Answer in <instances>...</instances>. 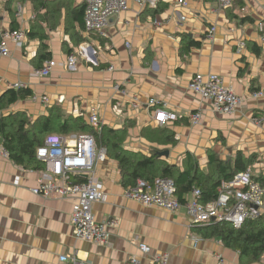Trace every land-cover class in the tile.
Listing matches in <instances>:
<instances>
[{
	"label": "crops",
	"instance_id": "obj_1",
	"mask_svg": "<svg viewBox=\"0 0 264 264\" xmlns=\"http://www.w3.org/2000/svg\"><path fill=\"white\" fill-rule=\"evenodd\" d=\"M48 1H52L50 8L60 5L56 20L48 15L49 9L36 8L33 0H14L11 13L0 0V32L39 29L56 64L51 74L39 77L35 74L42 67L37 59L39 38L29 39L26 34L22 46L8 41L10 54L0 57V96L16 83L26 86L31 96L9 106L4 115L25 112L35 120L55 107L67 117H82L94 133L125 128L124 150L155 156L156 169L167 166L183 172L192 166L204 175L211 172L209 154L222 162H234L240 154L252 160L247 169L253 178L264 175V122L257 127L253 121L264 119V5L260 0H235L223 13L214 12L215 4L209 0H185V7L179 0H160L155 8L132 1L127 12L109 20L105 36L85 32L83 20L80 26L65 13L64 5L69 3L71 11L77 12L83 0ZM212 28L215 32L209 40ZM239 43L245 45L240 53ZM81 46L97 52L99 66L76 55V70L68 71L67 57ZM209 73L242 98L233 115L214 113L208 102L189 90L195 74ZM253 91L262 97L250 98ZM32 96L46 97L48 102L42 104ZM132 98L139 102L138 109L129 106ZM150 99L160 101L179 120L164 127L154 124L147 107ZM197 111L202 119L192 126L187 115ZM92 114L101 123L98 130L88 122ZM166 134L174 135V142H167ZM58 135L72 140L79 134ZM97 176L107 199L94 205V219L117 222L109 229L105 246L74 237L70 216L76 197L34 195L36 170L0 158V264H66L60 262L61 256L89 264H132L130 258L137 256L140 264H148V258L139 255L138 242L149 246L152 254H166L169 264H264V255L255 262L242 261L237 251L218 239L204 238L197 227H190L184 207L170 213L125 199L127 188L116 161L107 158ZM228 182L217 189V195ZM190 194L182 200H189Z\"/></svg>",
	"mask_w": 264,
	"mask_h": 264
},
{
	"label": "built area",
	"instance_id": "obj_2",
	"mask_svg": "<svg viewBox=\"0 0 264 264\" xmlns=\"http://www.w3.org/2000/svg\"><path fill=\"white\" fill-rule=\"evenodd\" d=\"M135 2L141 7L155 8L160 0H83L84 17L83 26L87 33H96L105 36V29L109 20L119 14L127 12L130 2ZM203 1V0H199ZM215 4L214 12L223 13L233 7L235 0H209ZM264 5V0H260ZM180 6H186L185 0H179ZM21 9L18 11L20 16ZM261 30V27H260ZM215 28L209 31L208 39H213ZM24 30L0 32V57H8L10 52L8 41L16 46H22L26 41ZM129 48V45H126ZM245 48L244 43L237 45L238 53ZM93 67H98L97 52L89 46H81L76 54L69 55L65 63L68 71L76 70L77 57ZM56 66L52 60H47L42 67L35 70L39 77H47ZM112 66L109 68L111 71ZM189 90L209 103L211 110L219 115L231 116L241 105L242 98L237 96L232 88L224 86L223 80L212 73L195 74L188 85ZM10 90H23L26 86L20 83L9 86ZM122 93V91H121ZM262 97L259 91L250 93V98ZM32 100H40L42 104L48 102L46 97L32 96ZM136 98L131 99L130 107L139 108ZM147 107L150 109L152 122L157 126H168L179 120L175 112L166 111L160 101L150 99ZM202 112L187 115L189 124H200ZM255 125H263L264 119H253ZM88 122L90 125L100 128V121L96 114H92ZM0 158H10L7 148L0 143ZM36 158L42 164V168L36 170L38 180L31 189L34 195L43 198H68L76 197L77 203L70 216L73 235L77 240L105 246L109 240V229L116 227L115 220L97 222L93 216V208L96 203L105 202L107 195L103 192V186L98 179L97 171L101 164L107 160V151L99 147L93 135L79 134L72 140H68L58 134H47L43 145L36 150ZM189 200L181 202L176 197L174 182L167 178H158L154 182L142 179L132 188L123 191V197L133 200L149 208L175 213L180 208L186 209L191 221L190 227L208 226L216 223L227 222L238 229L248 221H255L264 216V187L253 180L251 169L238 173L218 191V198L214 204L202 203V193L199 189L191 191ZM139 255L148 258V264H169L166 254H152L149 246L136 243ZM60 262L66 264H89L77 257L61 256ZM132 264H140L137 256L130 258Z\"/></svg>",
	"mask_w": 264,
	"mask_h": 264
},
{
	"label": "trees",
	"instance_id": "obj_3",
	"mask_svg": "<svg viewBox=\"0 0 264 264\" xmlns=\"http://www.w3.org/2000/svg\"><path fill=\"white\" fill-rule=\"evenodd\" d=\"M1 1L5 2L4 7L10 12V6L14 0ZM33 2L36 8L45 7L51 10H48L47 13L50 18L56 20L57 14L60 12V5L51 6L52 8H50L49 4L52 1L33 0ZM64 8L68 17L81 26L84 17V4L77 12L75 10L71 11L69 3L64 5ZM44 21L48 22L47 17L44 18ZM16 27L17 25L13 22L12 29H16ZM67 30H71V28ZM26 33L29 39H34L36 36L40 40L37 57L39 65L42 66V63L51 60V55L47 52V47L43 43L45 38L42 37L39 29L33 27ZM91 34L96 33L91 32ZM30 96L31 92L28 89L8 90L0 96V143L9 151L10 159L16 164L30 169L39 170L43 167L36 158V150L43 145L47 134H91L94 136L97 145L106 149L107 158L118 163L122 175L121 183L125 188L134 187L138 179L154 182L158 178H167L174 182L176 196L179 201L184 202L182 200L184 194L191 192L193 189H199L202 193L201 201L206 204L215 201L218 196L217 189L223 183L232 180L236 174L246 171L252 163L251 159L247 160L240 154L237 155L234 162H222L217 155L209 154L210 173L203 175L198 168L194 172L191 170L192 166L183 172H177L174 167L163 166L159 168L161 171L158 172L159 169L154 168L156 164L155 156L147 158L124 150L122 143L126 135L125 128L120 130L103 128L101 133H94L82 117H67L55 107L49 110L48 115L40 116L35 120L28 117L25 112L4 115L3 111L9 106ZM173 139L174 135L166 134L167 142H174ZM193 166L196 167L197 164L194 162ZM253 180L264 187V175L254 177ZM196 227L204 238L218 239L224 247L237 251L239 259L242 261L255 262L264 255V216L255 221H248L238 229L227 222Z\"/></svg>",
	"mask_w": 264,
	"mask_h": 264
},
{
	"label": "water",
	"instance_id": "obj_4",
	"mask_svg": "<svg viewBox=\"0 0 264 264\" xmlns=\"http://www.w3.org/2000/svg\"><path fill=\"white\" fill-rule=\"evenodd\" d=\"M161 155H162V156H163V155H167V153L165 152V153H163V154H161Z\"/></svg>",
	"mask_w": 264,
	"mask_h": 264
}]
</instances>
